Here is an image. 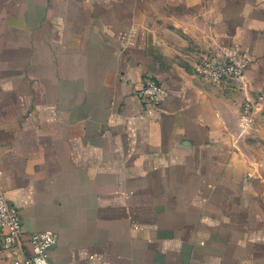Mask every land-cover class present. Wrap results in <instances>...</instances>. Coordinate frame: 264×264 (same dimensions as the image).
<instances>
[{
	"label": "crops",
	"instance_id": "0c3cea01",
	"mask_svg": "<svg viewBox=\"0 0 264 264\" xmlns=\"http://www.w3.org/2000/svg\"><path fill=\"white\" fill-rule=\"evenodd\" d=\"M216 47L247 59L239 83L196 72ZM261 91L264 0H0V184L23 237L54 231V264H264L239 142Z\"/></svg>",
	"mask_w": 264,
	"mask_h": 264
},
{
	"label": "built area",
	"instance_id": "2783aa9c",
	"mask_svg": "<svg viewBox=\"0 0 264 264\" xmlns=\"http://www.w3.org/2000/svg\"><path fill=\"white\" fill-rule=\"evenodd\" d=\"M220 53L230 59L228 66L220 63L207 62L200 68L199 74L213 80H222L231 75L243 77L247 59L233 48H222ZM161 86L153 77L143 79L138 95L146 104L157 103ZM264 105V91L259 93L255 101L246 99L242 106V116L250 115L252 110ZM2 170L0 169V176ZM56 233L44 229L23 237L22 224L18 209L5 197L0 184V260H9L10 264H54L50 258V250L56 244ZM30 246L29 253L25 244Z\"/></svg>",
	"mask_w": 264,
	"mask_h": 264
},
{
	"label": "rangeland",
	"instance_id": "374dc122",
	"mask_svg": "<svg viewBox=\"0 0 264 264\" xmlns=\"http://www.w3.org/2000/svg\"><path fill=\"white\" fill-rule=\"evenodd\" d=\"M207 62L220 63L221 65L228 66L230 59L228 56L222 55L220 49L216 47L206 59L196 66V72L199 73L200 68ZM238 79L239 76L231 75L222 80L215 81L223 82L234 80L239 83L240 81ZM243 102L241 103V109ZM244 122L241 126L240 148L247 162L250 177L254 182L255 197L264 212V105L252 110Z\"/></svg>",
	"mask_w": 264,
	"mask_h": 264
}]
</instances>
